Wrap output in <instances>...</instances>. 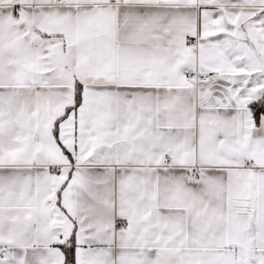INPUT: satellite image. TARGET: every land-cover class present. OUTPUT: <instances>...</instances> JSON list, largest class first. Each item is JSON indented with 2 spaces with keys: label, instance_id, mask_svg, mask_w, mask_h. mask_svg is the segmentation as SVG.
<instances>
[{
  "label": "snow or ice",
  "instance_id": "obj_1",
  "mask_svg": "<svg viewBox=\"0 0 264 264\" xmlns=\"http://www.w3.org/2000/svg\"><path fill=\"white\" fill-rule=\"evenodd\" d=\"M0 264H264V0H0Z\"/></svg>",
  "mask_w": 264,
  "mask_h": 264
}]
</instances>
